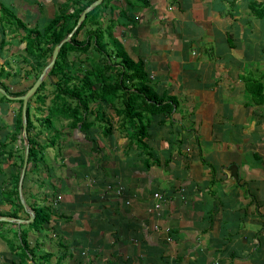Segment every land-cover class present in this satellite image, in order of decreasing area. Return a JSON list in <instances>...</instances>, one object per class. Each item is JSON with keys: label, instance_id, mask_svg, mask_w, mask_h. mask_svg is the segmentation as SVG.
Instances as JSON below:
<instances>
[{"label": "crops", "instance_id": "obj_1", "mask_svg": "<svg viewBox=\"0 0 264 264\" xmlns=\"http://www.w3.org/2000/svg\"><path fill=\"white\" fill-rule=\"evenodd\" d=\"M251 1L264 0L106 2L111 13L104 17L115 21L114 38L133 59L142 60L155 93L163 101L169 97L176 102L170 113L151 116L146 139L148 151L157 158L149 160L147 167L136 166L141 150L135 144L129 148L123 132L110 121L107 136L99 128L98 133L91 127L69 128L74 141L86 144L91 156L87 163L81 151L77 153L78 147L69 146L58 163L51 162L58 174L39 172L36 180L31 175L22 186L19 163L25 141L22 133L14 134L18 104L0 100V145L5 144L0 148V237L4 240V233L13 232L19 236L33 209L47 206L58 213L56 229L37 237L26 232L31 256L59 251L63 264H264V131L257 134L241 125L235 138L236 117L250 123L259 108L264 112L263 104L245 106L234 99L242 88L239 77L235 78L240 60L233 51L239 44L232 26L247 35L252 20L264 17L250 13ZM83 3L0 0V6L25 26L15 29L5 23L2 28L0 21V63H26L23 44L11 34L32 26L42 29L55 14L68 15ZM44 17L49 19L39 27ZM72 20L68 16L63 28ZM217 39L225 45L218 47L217 55L207 57L209 43ZM13 49L19 51L16 56ZM0 80H5V74ZM20 88L10 90L8 85L10 91ZM37 103L29 102L33 124L29 136L35 142L40 138L38 113L45 115ZM106 114L107 118L113 115L112 109L106 108ZM262 123L257 124L262 128ZM95 134L100 144L91 142ZM128 156L135 158L124 165L122 159ZM112 182L122 187L121 196L100 188ZM153 192L162 200L154 199ZM154 202L158 209L153 214L149 209ZM50 238L56 239L55 250L45 247ZM60 240L67 242L63 250L58 249ZM4 257L8 258L4 264H18L13 252Z\"/></svg>", "mask_w": 264, "mask_h": 264}, {"label": "trees", "instance_id": "obj_2", "mask_svg": "<svg viewBox=\"0 0 264 264\" xmlns=\"http://www.w3.org/2000/svg\"><path fill=\"white\" fill-rule=\"evenodd\" d=\"M92 1L94 0H85V3L73 9L68 15L64 13L55 14L42 29H37V27L32 26L27 28L26 31L23 30L22 33L18 31L11 34V37H16L18 42L23 44L21 48L23 54L31 57L33 60L30 63V65L32 64L31 69L33 74H30L31 82L27 86H24L25 88L23 87L16 91H10L8 89V84L3 80H0V87L9 95L16 96L23 94L27 87L29 88L37 78L41 69L46 65L47 62L45 58L50 57L52 47L72 29L82 9ZM108 1L109 0H102L88 10L77 28L69 37V40L60 45L55 60L46 73V76L54 78L51 82L54 92L49 105L45 109L46 115L42 118L41 122L46 120L50 124V119L53 118V116L64 114L67 115L66 118L71 119V121L67 123L69 128H78V131L87 130L91 127V121L86 120V116L93 112L92 107H98L100 111L98 112L97 109L95 113H98L100 116V121L106 122L101 130L103 136L111 133L112 123L110 121H112L117 125V130L121 133L123 132L124 136L127 138L128 147L135 144L144 151V153H148L145 151L147 145L144 140L148 135L147 127L152 119L151 116L160 113H170L172 105L176 104V102L174 98L169 97L167 100L163 101L164 97L157 95L152 85L148 82L142 60L139 58L133 59L120 42L117 41L116 46L112 43L114 41V36L111 31L112 24L106 25V36L107 39L113 40L111 41V43L114 44L112 55L113 63L109 62V57H107L108 59L105 57L106 55L108 56V54H105L104 57L98 54V56H86V59H91L93 64L84 67L77 64L70 72L67 69L69 65V61L66 60L67 52L78 51L82 53L87 51L90 47L98 51L106 42V40H101V28L96 22V18L98 17V11L96 12V10L99 5L106 4ZM247 7L254 17L260 18L264 16V1H251L247 4ZM68 16L73 17L72 24L67 29H64L63 22ZM0 21L2 28H6L5 23L15 29H24L25 27L18 18L10 14L8 9L3 6H0ZM91 22L96 24L94 29L92 31L87 30L85 32V38L78 40V31L85 24L87 25ZM0 44H2V42H0ZM262 53L264 57V46L262 47ZM16 68H18V66ZM2 74H5V78L9 76L16 77L18 72H13V74H11L7 67L0 63V76ZM112 74L113 77L109 78ZM14 81H16L15 78L12 82ZM242 81L244 89L250 93L252 104H263V73L259 78L243 77ZM43 87L44 81L42 80L34 93L27 99L25 106L26 125L23 139L28 147L27 161L30 157L36 155L35 140L29 137L30 129L33 128L29 114V102L43 103L44 95L38 93ZM0 99L8 102H16L18 104L14 117V134L21 133V100L10 99L3 94H0ZM106 108H110L114 112V114L109 115L108 118L105 117ZM107 115L108 114H106V116ZM11 136L13 137V134ZM4 145L5 144L2 143L0 148H3ZM21 149L23 150V145ZM148 162L144 160L143 166L147 167ZM21 163L22 158L20 156V167ZM17 177L18 176H16V178ZM160 200H162V197ZM49 213L50 211L47 206H39L33 209L32 220L29 221L27 225L35 227L36 225L42 224L49 217ZM11 216L13 217L14 214ZM2 223L3 221H0V224ZM167 233H169V231ZM25 237L26 235L24 233H19L18 239L21 256L18 255V264H22L25 257L24 251L28 250V252H30ZM11 248L13 253L16 254L17 251L14 250V247ZM62 253L57 255L54 264L60 263L63 257ZM50 255L51 253L49 252H44L40 255L38 257L40 260L39 264H48L51 257Z\"/></svg>", "mask_w": 264, "mask_h": 264}, {"label": "rangeland", "instance_id": "obj_3", "mask_svg": "<svg viewBox=\"0 0 264 264\" xmlns=\"http://www.w3.org/2000/svg\"><path fill=\"white\" fill-rule=\"evenodd\" d=\"M105 6H106L105 4H101V5H99L98 9L96 10V12L98 11V17L96 18V22H97V24H99V26L101 28V31H100L101 36H102L101 40H103V41L106 40V42L103 44L102 47H100V49L98 51H96L92 47H90L87 49V51L82 52V53L78 52V51L67 52L66 60L69 61V65L67 66V69L69 70V72L71 70H73V68H75V66H77V64L82 66V67H84L86 65L93 64L91 62V59L90 60L86 59V56H98V54H99V56L104 57L105 54H108V56L106 55L105 57L106 58L109 57V62L113 63V56L112 55H113V50H114V44L116 46L117 45L116 42L118 40L116 38H113L114 41L110 40L109 38L107 39V36H106L107 29L105 30L104 28H105V25L107 24V22H109V20L107 19V17H104V15L111 13V10H110L109 5L107 7H105ZM48 19L49 18H45V17L39 19V23H38L39 27H41V25H40L41 23L47 22ZM67 19L68 18H66L63 23H65L67 21ZM241 22H243V21L241 20ZM252 22H253V25L251 27V32H249L247 35L243 34V36L240 35V33H238V31H239L238 28L236 29L235 26L234 27L232 26V29L234 28L236 30L235 32L237 35H235V37H237L236 39H238V44H239L236 48H234L233 51L236 55V58L240 60V64L238 65L239 71H237V73L235 74V76H236L235 78L239 77V82L241 83V88H242L240 93H236L234 99L236 102H242L243 101L245 106H251L254 104H252V102H251L250 93L246 89H244V87H243V81H242L243 77L259 78L262 73L264 75V57H263V53H262V47L264 46V17L261 19H258V20H252ZM93 23L94 22H91L90 24L88 23L87 25L85 24L78 31V34H77L78 40H82L85 38V32L87 30L92 31L94 29L96 24H93ZM110 24H115V21L114 20L110 21L109 25ZM219 24L222 25L223 23L220 22ZM218 29L220 30V34H222L221 26L218 25ZM232 33H234V32H232ZM220 34H217V35H219V38H220ZM220 39H222V38H220ZM111 41H113L112 43H114V44H112ZM217 41H218V39L216 40V42L209 43V45L211 46V49H208L206 51L207 57H214V55H217L218 47L220 48V47H223L222 45H225L224 43H222V41H219V42H217ZM118 42H120V40ZM5 51H8V50L5 49ZM11 52L13 53V56L14 55L16 56V52H19V51L13 49ZM21 53L23 54V52H21ZM49 58L50 57L45 58V61L48 62ZM32 61L33 60L31 59V57L27 56L25 64L24 63H22V64H11L10 63L9 65H6V63H5L7 69L11 72V74H13V72H18L16 77L9 76V77H6L4 80L9 85L10 90H15L16 88H19V87L22 88V87L30 84L31 78H30V76L26 77V75H28V74L32 75L33 74V71L31 69L32 64L30 65V63ZM17 66H18V68H16ZM194 74H196V73H194ZM112 77H113V74L109 78H112ZM14 78L16 81L12 82V80H14ZM53 79L54 78L46 76V74H45L43 77L44 87L42 90H40L38 92L39 94L42 93L44 95V99H43L42 104L37 103L36 105L41 106L44 111H46L45 109L49 105L51 98H52V95H53V92H54L53 91V85L51 84ZM196 84H197V86L201 85L200 82H197ZM195 85H194V88H195ZM193 89L191 91L193 94H195L196 92ZM233 89H235V88H233ZM263 93H264V90H263ZM0 94H2V93L0 92ZM5 94L8 96H11L6 92H5ZM5 94H3V95L6 97ZM0 100H2V99H0ZM263 105H264V102H263ZM92 108H93V112L86 116V120L91 121V125H90L91 128H93L94 131L97 130L95 133H98L99 131L97 128L102 130L104 125L106 124V122L100 121V118H99L100 116L98 115V113L97 114L95 113V111L97 109L99 112L100 108H98V107H92ZM42 109H40V110H42ZM30 113H31V109L29 107V114ZM112 113L114 114L113 111H112ZM38 114H39L38 116H40V117L38 119V122H39V125H38L39 128L38 129L39 130H38L37 134L40 135V138H39L38 142H35L36 143L35 144L36 155L33 157H30L28 159V161L25 165L23 176L20 175L21 174V167H20L19 178H20V183L22 186H24L27 183V181L29 180L28 178L29 177L31 178V175H33L32 180H36L37 176L39 175V172H46V170H48L50 175H52V173L58 174V172H59L58 169L55 168L51 164V162H53L55 160V162L58 163L59 158L61 156H63L62 154L65 151V148H70L69 146L78 147L77 153H79V151H81L82 157H86L85 163H87L89 161V159L91 158L90 154L87 153V151H86V144H84L81 141H74L73 140V135L71 134V131L67 125V123L70 122L71 119L66 118L67 115L63 114L64 115L63 116V115L59 114V116L58 115L53 116V118L50 119V124H49L48 121H46V120L41 122L42 118H44L46 114L44 115L43 112L38 113ZM253 117H255V119L252 118L250 120V123L248 121L243 122V120L240 119L239 116L236 117V119H235V121H236L235 138L236 139L238 138L239 131H241V128H240L241 125H248V127L250 129H254L255 133L258 134V132H259V133L263 134L264 125L261 128V125L257 124V123L264 121V112L262 110H260V108H259L257 113ZM242 118H243V115H242ZM64 122L66 123L67 126H65ZM262 124H264V123H262ZM95 128H96V130H95ZM115 130H117V125H116ZM94 131H92V132H94ZM6 132L10 133L9 129L6 128ZM30 138H32V137H30ZM259 139H262V137ZM47 141H49L51 143L47 144L46 143ZM91 142H95L96 144H100L101 138H99L98 135L95 134L94 137L91 138ZM144 142H146L145 144L148 145L146 138H145ZM240 144H242L241 140H240ZM63 146H64V148H63ZM132 146L133 145L129 146V148H131ZM127 148L128 147H126V149ZM43 150L44 151L50 150V151H48L47 153L46 152L44 153ZM148 150L149 149L147 146L145 151H147L148 153H144V151H142V150L140 151V153H141L140 160L137 159L138 162L135 163L137 167L142 166L144 160H146L147 162L149 160H153V161L156 160L157 154L155 152L150 153ZM23 153H24V150H23ZM86 153H87V156H86ZM21 154H22V149H20V156L23 159V154L22 155ZM112 156L114 157L113 153H112ZM53 157H55V158H53ZM110 158H111V156L107 155V160H109ZM132 158L134 159L135 157L134 156H128V158H123L122 163L124 165L125 164L130 165L131 162L133 161ZM119 162H121V161H119ZM17 185H18V183H17ZM118 186H120V185L117 184V182H115V183L112 182V183H107V184L104 183V184H102V186L100 188L106 187L107 190L108 189L109 190L110 189L115 190L116 187H118ZM21 191L22 190H20V189L17 190L16 194L18 195L19 193H21ZM156 193H158V192H156ZM153 194H154V192L152 193V197H153ZM121 195H122V193H121ZM117 196H119V195H117ZM19 198H20V194L18 196V202L17 203H18V205H21L22 202L20 201ZM24 200L26 201V199H24ZM157 204L158 203L154 202L152 205V208L149 209L151 212H153V214L158 209ZM54 213L55 214H53V211H51L49 213V217L42 224L36 225L35 227L28 226L27 224L25 225V227H23L21 225V227H20L21 232L24 233L25 235H26V232L27 233L29 232L33 236L37 237V235L39 233L41 235H42V233L43 234L46 233L47 229H49L48 231H51L52 229H56V223H54V222L58 219L56 216V215H58V213H57V211H54ZM54 225H55V227H54ZM154 228H156V226ZM3 236L6 237V239L4 238V240H3V238L0 237V264H4L5 261L8 260L7 257L1 258V255L5 254L7 252L12 253L13 250L11 247H14V250L17 251V253L16 254L13 253V255H15L16 260L19 261L18 255L21 256V251H20V247H19L20 244H19L17 232H15V233L13 232V234H11V233L5 234L4 233ZM49 241H50V243H48L45 247L47 249H50V246H51V250H53V249L55 250L56 247L54 246L53 242H55L56 239L50 238ZM58 242L60 245V247H58V249L63 250L64 249L63 246H65V244L67 242L64 240H60ZM58 249H56V250H58ZM39 251H41V250L40 249L36 250V252H39ZM44 252H46V251H44ZM28 253H30V252H28V250L24 251L25 257L22 261V264H39L40 263V260L38 259V257L40 255H42L43 253L40 254L39 256L35 253H34L35 256H31ZM49 253H51V255H50L51 260L49 259L48 264H54L57 255H59L61 252L50 251ZM72 258L75 259V255L72 256ZM58 264H63V263L61 261Z\"/></svg>", "mask_w": 264, "mask_h": 264}, {"label": "water", "instance_id": "obj_4", "mask_svg": "<svg viewBox=\"0 0 264 264\" xmlns=\"http://www.w3.org/2000/svg\"><path fill=\"white\" fill-rule=\"evenodd\" d=\"M102 0H94L91 3H89L79 14L74 26L72 27V29L56 44L53 46L52 51H51V55L49 58V61L47 62V64L41 69V72L39 73V75L37 76V78L33 81V83L29 86V88H27L25 90V92L21 95H16V96H8L5 94V91L0 87V92L2 94H5L7 98L10 99H18L21 100V133L23 136H25V125H26V119H25V106H26V102L27 99L34 93V91L36 90V88L38 87V85L41 83V81L43 80L44 75L47 73V71L50 69V67L52 66L57 51L60 47V45L69 40V37L71 36V34L73 33V31L77 28V26L79 25L80 21L84 18L85 13L90 10L92 7H94L95 5H97L98 3H100ZM24 153H23V159H22V165H21V176L24 172L25 169V165L27 163V151H28V147L27 144H24ZM33 217V214L31 213L30 217L27 219V221H31ZM2 219V218H1Z\"/></svg>", "mask_w": 264, "mask_h": 264}, {"label": "built area", "instance_id": "obj_5", "mask_svg": "<svg viewBox=\"0 0 264 264\" xmlns=\"http://www.w3.org/2000/svg\"><path fill=\"white\" fill-rule=\"evenodd\" d=\"M113 191H114L115 195H119V196H121V193H123V189L120 186L116 187V189ZM153 198L160 200L161 196L158 193L154 192ZM56 199H59V196H56ZM125 203H127V202H125Z\"/></svg>", "mask_w": 264, "mask_h": 264}]
</instances>
